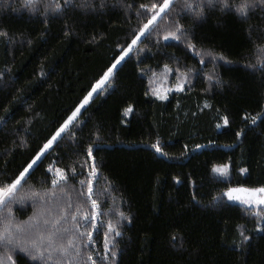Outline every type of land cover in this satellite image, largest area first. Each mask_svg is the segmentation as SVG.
Here are the masks:
<instances>
[{
	"label": "trees",
	"instance_id": "16d2710c",
	"mask_svg": "<svg viewBox=\"0 0 264 264\" xmlns=\"http://www.w3.org/2000/svg\"><path fill=\"white\" fill-rule=\"evenodd\" d=\"M51 2L29 10L0 0V181L27 166L163 0H90L87 9L60 0L58 12L46 10ZM166 12L30 169L21 194L51 187L49 165L65 170L59 204L70 197L69 213H89L77 222L94 241L76 232L79 264H91L88 254L97 264H264V216L224 195L264 185V9L245 18L217 5L197 17L173 0ZM177 22L181 39H164ZM93 164L96 208L86 198ZM222 165L227 174L214 170ZM10 207L22 224L38 210L31 200ZM62 226L72 229L71 216ZM9 253L40 264L0 246L4 264Z\"/></svg>",
	"mask_w": 264,
	"mask_h": 264
},
{
	"label": "snow or ice",
	"instance_id": "6c2138e0",
	"mask_svg": "<svg viewBox=\"0 0 264 264\" xmlns=\"http://www.w3.org/2000/svg\"><path fill=\"white\" fill-rule=\"evenodd\" d=\"M68 2L69 0H65V3ZM172 4L173 0H163L162 3H153L151 5V10L155 11H152L147 23H144L142 27H140L127 48L121 50L120 55L115 58L111 66L104 72L103 76L93 85L92 91L84 96L83 100L76 106L71 115H69L51 137L46 140L32 160L28 162L27 166L23 167V170L19 171L18 175H15V178L9 176L4 181H0V246L6 249L19 250L20 253L26 254L31 261H39L40 264H79V262H81L82 245L77 243L78 237L76 235L81 225L77 222V213L80 214V217L85 222L89 220V213H81V206L79 205L77 206L76 213H69L66 209L72 206L70 197H68V201L64 207L60 206V196H68L65 189L60 187L62 183H66L69 179L65 170L60 168L53 169L52 165L48 166V171L52 172L54 176L50 181L51 187H42L40 190L29 188L26 192L21 194L22 182H26L27 175H30V169L41 159L42 154L50 149L54 142L61 137V134L68 129L69 125L80 113L81 108L88 104L93 92L101 89L102 85H104L113 74V70L124 59L132 47L138 43L141 36L149 32L150 26L157 21V18L160 17L162 13L167 14L166 10H169ZM37 5L38 0H23V6L29 10H36ZM217 5L220 6L221 10L234 9L241 17L247 18L248 13L257 6H261L262 9H264V0H200V3L195 6L192 0H184V8L192 11L197 17H202L204 15L205 7L215 8ZM79 6L87 9L92 5L90 0H81ZM103 6V2H101L100 7ZM62 7L60 0H52L51 3L45 5L46 10L51 9L53 12L62 10ZM129 7H131V5H129ZM140 7L148 9L149 5L141 4ZM182 29L183 25L177 22L176 30L168 32L164 36V39L173 38L180 40L181 36L179 33ZM0 35H6V33H0ZM187 46L189 48H194V45L191 43ZM257 63L264 65V58H258ZM164 67L168 71H172L168 65ZM176 71L178 72L179 70L177 69ZM209 79H212V77H209ZM0 119L3 118L0 117ZM224 122L228 123L226 117ZM253 123H255V121H253ZM157 150L162 151L159 147H157ZM88 155H92L91 145L88 149ZM214 170L221 174H227L228 166H217ZM97 171L98 170L93 164L90 178L87 181L88 189L86 198L91 202L93 208L98 206L97 201L92 199V179H95ZM240 171L246 172L247 169L242 168ZM72 172L74 175L77 174L75 168L72 169ZM80 183L84 184L85 181H80ZM58 188L59 194L56 191ZM224 195H226L229 200H235L244 205L264 206V185L258 187L239 186L228 188ZM26 200H31L34 206H38V210L29 218L26 224L16 223L10 205L17 202L24 203ZM53 207L58 208V214L53 213ZM256 215L264 216V208L257 207ZM69 216H71L72 229L62 226ZM91 222L93 228H96L95 213H92ZM108 228L109 230H115L114 225L111 223H109ZM73 229L76 231H73ZM25 233H34V238L28 239ZM115 234L120 235V232L117 230ZM79 235H87L88 241L94 243L91 232H79ZM105 238V248H107V233H105ZM244 239H248V237H244ZM111 255L115 256L116 253L112 252ZM6 259L8 264H16V260L11 253L7 255ZM87 259L91 261V264H97V261L92 258L91 254L87 255ZM0 264H4V258H0Z\"/></svg>",
	"mask_w": 264,
	"mask_h": 264
},
{
	"label": "rangeland",
	"instance_id": "374dc122",
	"mask_svg": "<svg viewBox=\"0 0 264 264\" xmlns=\"http://www.w3.org/2000/svg\"><path fill=\"white\" fill-rule=\"evenodd\" d=\"M142 37V36H141ZM129 53V52H128ZM163 80H164V82L165 83H162V84H160L158 87H157V93H158V95H160L161 97H164L165 95H166V93L168 92V90H169V86H168V84H167V82H166V80H167V78H163ZM92 91V90H91ZM93 94H94V92H93ZM239 186H243V185H239ZM239 186H231V187H229V188H233V187H239ZM245 187H248V186H245ZM226 192V191H225ZM227 197V196H226ZM228 199V198H227ZM231 201H234V202H238V201H235V200H231ZM238 203H240V202H238ZM246 206H248V205H246ZM249 207H258V206H249ZM262 207H264V206H262Z\"/></svg>",
	"mask_w": 264,
	"mask_h": 264
}]
</instances>
